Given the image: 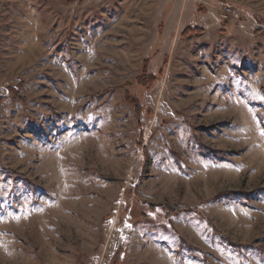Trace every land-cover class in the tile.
I'll list each match as a JSON object with an SVG mask.
<instances>
[{
    "label": "rangeland",
    "instance_id": "374dc122",
    "mask_svg": "<svg viewBox=\"0 0 264 264\" xmlns=\"http://www.w3.org/2000/svg\"><path fill=\"white\" fill-rule=\"evenodd\" d=\"M263 27L264 0H0V264H264Z\"/></svg>",
    "mask_w": 264,
    "mask_h": 264
},
{
    "label": "trees",
    "instance_id": "16d2710c",
    "mask_svg": "<svg viewBox=\"0 0 264 264\" xmlns=\"http://www.w3.org/2000/svg\"><path fill=\"white\" fill-rule=\"evenodd\" d=\"M263 30H264V27H263ZM202 32H203V30L200 28H194V29L188 28L183 32V34H191V33L193 34V33H202ZM148 65H149V61L147 60L144 62L143 73H142L141 78L145 79L144 84L153 85V83L155 84V81L153 78L154 76H152L151 74H147ZM129 88H130V85H126V94H125L126 100L130 105L135 107L138 114H141L142 106H141L139 100L130 94V92L128 90ZM13 97H14V99H17L20 102H24V100H25L19 95V93H16V92L13 94ZM4 100H5V97L0 96V104ZM166 210H167V213L169 216H174V215L180 214L181 212L190 211V207L185 206V205H171V206L166 207ZM120 254H121V252H120Z\"/></svg>",
    "mask_w": 264,
    "mask_h": 264
},
{
    "label": "built area",
    "instance_id": "2783aa9c",
    "mask_svg": "<svg viewBox=\"0 0 264 264\" xmlns=\"http://www.w3.org/2000/svg\"><path fill=\"white\" fill-rule=\"evenodd\" d=\"M228 13H230L232 16L235 15L236 17L238 16V14L234 13V11H232V9L227 8L226 9Z\"/></svg>",
    "mask_w": 264,
    "mask_h": 264
}]
</instances>
